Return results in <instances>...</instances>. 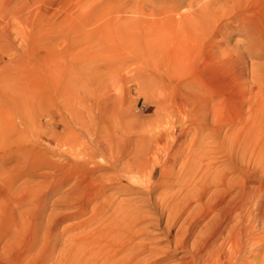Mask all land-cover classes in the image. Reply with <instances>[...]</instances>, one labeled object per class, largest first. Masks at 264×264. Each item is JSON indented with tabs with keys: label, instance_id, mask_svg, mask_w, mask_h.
Wrapping results in <instances>:
<instances>
[{
	"label": "rangeland",
	"instance_id": "374dc122",
	"mask_svg": "<svg viewBox=\"0 0 264 264\" xmlns=\"http://www.w3.org/2000/svg\"><path fill=\"white\" fill-rule=\"evenodd\" d=\"M206 3L213 7L211 16L203 12L199 18ZM240 15L241 19L233 21L232 30L224 34L215 30L218 22ZM263 26L264 0H0V264H54L52 260L63 254L66 239H106L105 234L111 239H132L128 247L133 246L150 264H178L185 251L174 253L173 248L180 232V238L184 237L188 214L184 202L178 201L187 176L184 169L197 166L199 159L207 161L203 159L204 146L210 147L207 156L217 160L218 166L231 156L241 159L236 148L239 142L231 147L235 131L241 129V125L237 127L240 116L249 118L248 110L240 112L241 91H257L255 86L251 88L252 64L264 75V57L250 55L244 47L255 32L264 41ZM208 34L213 44L202 38ZM223 37L230 49V63H226L220 44L215 43ZM173 43L184 63L185 50H189L191 62L186 65L192 71L200 75L215 69L225 88L234 85L239 94L221 96L219 104L217 100L214 103L212 93L197 91L195 85L202 81L192 78L184 83L186 90L176 87L180 104L175 108V102L170 109L173 87L166 75V63ZM204 50L213 54L204 56ZM106 107L123 140L132 147L118 158V169L101 155L95 158L100 167L92 175L74 172L68 163L62 173L53 169V160L64 159L52 152L55 144H59L57 151L74 161L71 157L77 149L105 130V119L98 121L96 115ZM74 113L85 116L91 135L83 122L72 120ZM215 123L220 131L214 129ZM166 124L173 126L175 133L166 139L169 149L164 145L166 150L163 147L160 152L153 147L155 130H162ZM60 126L81 130L82 137L56 142ZM246 131L247 138L240 132L241 143L255 146L256 152L261 143L263 146L262 168L249 163L247 170L256 181L261 174L264 177V114L259 124ZM192 145L195 151L190 149ZM147 149L155 150L151 161L159 160L166 166L171 163L174 171L170 166V176L157 175L146 182L148 185H135L120 171L128 162L144 161ZM174 151L178 161L172 158ZM165 197L168 200L164 201ZM128 205L134 210L125 211L126 216H132L125 222L121 208ZM95 206L103 207L94 210ZM136 216L139 218L134 220ZM203 224L183 239L191 243ZM165 249L173 250L172 255ZM254 260L252 264H257Z\"/></svg>",
	"mask_w": 264,
	"mask_h": 264
},
{
	"label": "bare ground",
	"instance_id": "6f19581e",
	"mask_svg": "<svg viewBox=\"0 0 264 264\" xmlns=\"http://www.w3.org/2000/svg\"><path fill=\"white\" fill-rule=\"evenodd\" d=\"M222 5H224V3H222ZM212 8L210 7L209 4L206 3L204 7L200 8L199 16L200 15L201 16L199 18L203 17L202 16L203 12H204V15L211 16L210 11L212 10ZM236 18L241 19V15L239 17L232 16L229 20L218 22V28H216L215 30L218 33L221 32L222 34L226 33L227 31L232 30L233 23H234L233 21L236 20ZM222 19L224 18H218V20H222ZM202 21H204V18L202 19ZM263 30H264V26H263ZM205 34L206 33L204 32V35ZM256 34L258 33L255 32V35L251 36L252 37L251 41H249L248 45H245L244 49L248 51L250 55L256 54L257 57H261V56L264 57V41H262L259 35H256ZM209 36L210 35L208 34L207 36H204L202 38H205L207 43L209 42L213 44V41L210 39ZM225 41H226V38L224 39L220 38V40L218 39L215 43L217 44L218 47L220 44V46L222 47V52L225 53L224 55L227 57L226 63L227 62L230 63L231 61V57L229 54L230 49L227 46L228 42L227 41L225 42ZM203 45L206 46V43L202 42V46ZM209 49L213 51L211 47ZM188 51L187 49L185 50L187 59H186V62L184 63L183 55L180 53V50H178L175 47V43H173L172 47L169 48L168 50V60L166 63V69H167L166 75L168 76L172 84V87H173L171 91L172 95H171V101H170V106H169L170 109H171V104H174L176 102L174 104L175 108H177L180 104L177 101L178 94L176 92V87L178 86L181 89L184 88L186 90V85L184 83L192 78L202 81V82L196 83L195 86L197 87V91H199L200 93H207V92L212 93V99L214 100V103H216L215 100H217L218 101L217 104H219V100L221 99V96L225 98L226 95H229V94L230 96L239 94V91L238 92L236 91V88L234 85H232L231 89L225 88L226 85L224 84V82L219 81V79L217 78L216 76L217 71L215 69L209 72L201 73L200 75L197 72L195 73L194 71H192L191 67L186 65L187 62H191L190 58L188 57ZM203 54L204 56H208L213 53L204 50ZM209 60L211 59H208L207 65L211 64V61ZM260 69L262 70L261 67ZM251 73H252L251 82L253 83L251 88L255 86L257 88V91L253 93L252 90L249 91L248 88H243V90L241 91V99H242L243 105L240 109L241 113L244 110L246 111L248 110L249 118L245 120L241 118L242 116H240V120L237 124V127L241 125V129L240 131H237V132L235 131L234 137L231 139L232 141L231 147H235V144L239 142L238 146L236 147L238 150L237 149L236 150H237V154L241 156V159L239 160V158H236V157L234 158L231 156L230 159H226L223 162L224 165L218 166L217 160H212L209 158V156H207V154L210 152V149H209L210 147L209 145L206 144L209 148H206V146L202 148H204L203 151L205 152V155H206V156L204 155L206 158L203 157V159L207 161L199 159L200 162L197 166H194L192 168L189 166L191 170L188 166H186V168L184 169L187 175L186 178H184L186 180L185 182H182L184 184H182L183 186L179 192V194L181 193V195H178V197L180 198L178 199L176 197V200L178 199L180 203L184 202L183 204L186 207L185 212L188 213L186 216V219L184 218L186 227L184 230L182 229L184 237H187L188 235L193 234L197 226L199 227L200 225H202V223L204 224L203 226L199 228L198 234L196 235L195 239L191 241V243L187 241V238L186 239H183L184 237L180 238L181 237L180 233L182 232L179 233L178 232L179 229H178L177 232L179 233L178 236L180 237L175 239L173 250H174V253L180 249H183V251H185V254L180 255L181 257H179V259L177 260L178 264H252L254 259L257 261V264H264V230H263V225H264V208H263L264 177H263V174H261V176L258 177L259 179L254 181L247 174V170L249 169L248 167L249 163L254 164L255 167H258V169L262 168L263 146L261 143V145L258 147V150L256 152L255 146L250 148L248 144L240 142V132H242L244 136L247 138L249 134L247 133L246 130L255 127L257 123L259 124L263 120V114H264V82L261 81L262 78L264 79V75L262 71L259 70V67L253 64H252ZM233 90L235 93L233 92ZM187 91L190 94V89H188ZM247 91H249L248 94H247ZM214 94H217L215 98L213 96ZM171 111H174V110H171ZM71 117L73 121L79 124H81L80 122H83V125L86 127L87 134L91 135L92 129L89 128V122L86 121L85 116L82 118L74 113L73 116ZM96 117L98 121L104 122V119L106 121V126H105V130L103 131V133L95 137L91 143L85 144L79 147L77 149L78 153L75 152V154L71 157L74 159V161H71L69 159V156H67L66 154L63 155L60 151H57L59 150V144L56 143L55 144L56 146L52 149V152L54 154L56 153L59 154L60 157L64 156V159L62 158L63 162H61V160L59 161L53 160V162L50 163V166L53 169H56L59 171V173H62L65 170L63 169L64 165L68 163L69 167L72 168L74 172L76 169L78 171H81L82 174L84 172L86 173L89 172L92 175L93 172L100 167V165H98L95 162V158L98 157L99 155L106 157L108 160V164L111 165L113 163L112 164L113 169H118L119 167L118 158L129 153V150H131L132 148L131 144L123 140L121 136L120 127L116 125L113 122V120L109 117V109L107 107L104 109L101 108V115H100V111H98V115H96ZM164 118H166V116ZM165 120L167 124H169V120L167 119ZM161 123L164 124L163 122ZM215 124L217 127L214 129L216 130L221 129V127H219L217 123ZM229 125L232 127H235L233 124H229ZM163 127L164 126H162V128ZM173 130H174V127L173 126L171 127L170 125H167V127L165 126V128H163L162 130H155L156 143L154 144L153 147H155V149L159 151L161 150V148L163 149L164 145H167L166 139L173 132L175 133V131ZM230 131L231 129L227 131V134ZM178 134L179 136H182V133H178ZM55 137H56V142L58 141L66 142L68 141V139H71L73 141L74 139L77 140L78 138L82 137V133H81V130L80 131H76L74 129L66 130L65 128L61 127V130L55 134ZM174 137H173V140H174ZM170 139L168 138V140ZM148 149L144 150L147 152V156L143 155L144 161H139L137 163L128 162L126 166L123 168V170L120 171L119 169V171L122 173V176L130 179L131 182L135 185L136 184L139 185L138 183H144V182L150 183V181L153 180V178H155L157 175L159 176L164 175L166 177L168 173H170L169 171L171 169L170 166L172 167L171 163H170V166H168V164L166 166V164L160 165L161 162L159 160L151 161L150 154L153 152L151 156L154 157L153 154L155 153L154 152L155 150L153 149V151L151 150L149 151ZM164 149L166 150V147H164ZM168 149H169V146H168ZM190 149L193 151L196 150L194 149V145H192ZM165 150L164 152H169ZM157 152L158 151H156V155H157ZM191 153H190V156L193 155V153L192 154ZM158 156H160V154H158ZM115 157H117V160ZM160 157H163V156L161 155ZM175 157L177 158V151L174 154V156H172L173 160L176 159ZM77 158H81V159L78 160ZM163 160H165V158ZM175 161H178V160H175ZM181 167L183 168L184 166H181ZM160 168L163 171V172L161 171L162 174L158 172ZM173 169L174 168L172 167V170ZM181 171L182 170H180V173L179 172L178 173L181 174ZM185 172L183 173L185 174ZM73 177L74 179L76 178V176H73ZM171 177H172V174H171ZM183 177H185V175ZM119 183H122V182L120 181ZM147 183L146 185H148ZM179 185H181V183ZM173 194H176V192L174 191V193L170 195L168 194V195L171 197ZM165 199L166 197L164 198V201ZM103 201L104 202L102 203H106L105 200ZM168 204L166 206H168ZM176 204L177 202L175 203V205ZM131 206L128 205V206L121 208L123 217L126 216L125 215L126 210L130 212L134 210V208H131ZM100 208H98V206H95L94 210H98ZM165 208L166 207H164V209ZM116 210L117 212L119 211L118 208ZM171 212L172 210L170 211V213ZM174 212L175 210L173 211V213ZM114 214H116L115 209H114ZM114 214L112 215V217L114 216ZM119 214L118 216H120ZM114 217L117 218L116 216ZM129 218H132V216L131 215L126 216L124 221L125 222L128 221ZM133 218L134 220H136L139 217L136 216ZM120 219H123V218L120 217ZM141 222H143V220ZM177 222H180V221H177ZM119 223L120 225H122L123 222L121 223L120 221ZM125 227L127 229V226ZM125 227H122L121 230L123 228L125 229ZM133 227L135 228V226H132V228ZM104 228L106 229V227ZM142 228L144 231L145 228L143 226ZM107 230H109L108 227H107ZM127 231H130V230H127ZM137 232H139L138 229H137ZM130 234L133 235L135 233L133 232V234L132 233ZM104 236L106 239H103V238L101 239V237L99 238V236H98L99 239L98 238L97 239H86V237H83L85 239H66L68 243L66 242L64 245L65 247L62 249L63 254L54 260H52L53 258L52 257L51 260L55 262L54 264H150L148 263L149 261L148 262L145 261V258L144 259H142L143 257L140 258V254H139L140 252L135 251L133 246H131L130 248L128 247L132 239H123V238L121 239V237L118 235H117L118 239H111L110 236L107 234H105ZM146 240H149V239H146ZM170 241L172 240L170 239ZM156 243H159V242L157 241ZM163 247H166V246H163ZM148 248L151 249L152 247H148ZM159 248H156V250H158ZM167 248H171L170 245ZM161 251H163V249H161ZM164 252H168L170 256L172 255L169 250L167 251V249H165ZM15 263L21 264L20 262H17V261ZM38 264H41V263H38Z\"/></svg>",
	"mask_w": 264,
	"mask_h": 264
}]
</instances>
